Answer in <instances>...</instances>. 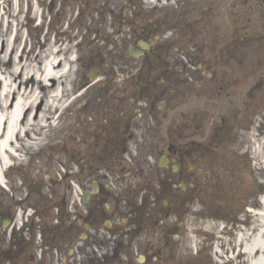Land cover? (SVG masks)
Wrapping results in <instances>:
<instances>
[{
    "label": "flooded vegetation",
    "instance_id": "1",
    "mask_svg": "<svg viewBox=\"0 0 264 264\" xmlns=\"http://www.w3.org/2000/svg\"><path fill=\"white\" fill-rule=\"evenodd\" d=\"M181 9L179 6L178 10ZM168 16L142 14L136 17L137 25L134 27L132 20V27L123 34L122 29L117 28L118 36L110 57L122 59L126 56L130 60L119 65L124 75L103 72L96 80L98 93L94 92L95 82H89L87 70L97 67L95 71L102 72L103 46L99 44L97 49H90L80 56L78 61L83 72L80 89L84 88L85 92L73 104L71 112L78 114L70 124V130L63 135L67 139L65 144L76 149L69 155V164L75 165L76 170L72 171L71 167L59 180L49 178L45 188L41 177H33L27 182L21 171L3 173L0 183V264H116L121 254H124L125 264H158L162 262L165 250L168 251L167 264L175 261L176 257L172 258L175 246L170 247L167 237L171 231H179V222L171 223L169 216L173 214L178 219L186 211L188 202L198 195L202 183L197 180L203 172L191 164L196 160L204 161L208 153L216 156L211 149L217 144L210 142L207 146L210 149L200 154L199 148H194L193 134L178 136L180 142L167 140V114L160 106L164 104L166 109L169 108L168 102L178 95L171 89L176 84L173 80L175 72L170 69L180 68L181 64L171 60L170 45L166 41L145 48L137 41L157 36L167 29L163 28L165 25H182L187 15L183 10L179 11L178 22L170 21ZM98 26L93 29L96 35L101 34ZM182 31L175 28L173 34L180 35ZM130 48L138 50V57L129 56V52H134ZM116 92L119 96H111ZM194 121V117L190 120L182 118L181 129H194ZM72 130L76 134L70 135ZM105 136L109 144L125 145L131 139L135 147L131 166L117 176L120 190L114 196L102 189L94 192L89 185L88 164L100 158L92 155L89 149L103 143ZM187 146H191L189 151L185 150ZM163 153L168 155L164 157ZM142 158H148L151 164L143 165ZM66 179H73L70 182L76 187L74 194L79 193L77 201L72 197V190L65 187ZM87 190L92 192L84 204L83 193ZM12 191L18 195L16 198L11 199L9 192ZM108 200L113 205L107 209ZM14 206L24 208V220L19 225L10 220ZM107 216H117L113 225L115 232L122 228L121 216L129 217V225L122 234L124 243L119 240L121 236L107 240L102 227ZM157 228L159 230L152 235ZM144 232H150L151 236L144 237ZM141 234L143 246L140 249L137 245L134 247L136 256H145L143 260L137 259L131 250L134 240Z\"/></svg>",
    "mask_w": 264,
    "mask_h": 264
},
{
    "label": "rangeland",
    "instance_id": "2",
    "mask_svg": "<svg viewBox=\"0 0 264 264\" xmlns=\"http://www.w3.org/2000/svg\"><path fill=\"white\" fill-rule=\"evenodd\" d=\"M18 1L21 3L22 11L20 22L25 26L22 30V35L25 38L24 56L33 50L39 52V42L45 38V27L50 19V26L53 31L58 33L56 37L53 36V32L49 34L48 45L46 49H41L40 54L44 58V54L52 49L57 50L59 47L55 55L60 58L61 65L63 61H66L65 54L70 57L71 54L76 53L73 45L70 47L71 51H66L67 38L73 37L71 41L76 45L81 43L78 40H81L85 35L91 10L104 8V10H100L101 14L105 13L104 17L107 18L103 28L105 24L109 26L111 21L107 11L115 13L119 7L123 8V23L124 19L130 22L133 19L134 27L138 23L137 18L130 13L129 5H124L121 0H83L81 2L79 0H52L51 3L49 0ZM173 1L176 0H171L164 5L165 0H153L149 3L137 0V5L139 10L151 7V9L162 12L160 15H164L170 11L169 9H175ZM181 2L183 1H180L178 6ZM185 2V13L188 17H193V20L189 21L192 23L191 25L184 27L186 38L179 36L178 39L182 37V40L170 42L183 50L184 53H177L174 57L175 60L181 61L182 66L170 70L175 72L173 80L176 87L172 89L176 90L178 95L168 102L169 108L165 111L167 114L165 118L168 131L167 140L172 143L177 141V137L180 135L193 134L194 148L201 149L200 154L210 149L206 147L210 142L217 144L211 149V152L217 156L216 158L208 153L206 154L207 158H203L204 162L195 161L197 168H203L206 171L203 175L201 173L197 180L198 183H202L199 198L203 205L210 208L214 203H217V206L221 205L222 208H218L219 213L216 211V214L213 215L228 217L233 220V224L225 221L211 222L209 219L211 213L209 212L206 214L202 212L201 216L186 215L184 219V225L187 226L184 237L186 244L181 242L178 245V254L186 257L187 254L189 255L195 250L187 244V242L190 243L187 240L190 236L194 239L192 243H196V247L204 239L212 243L209 249L211 255L205 258V252L198 254L197 257H201V259L199 258L196 264H237L231 259L237 251L238 235L256 218L255 212L261 209L260 198L264 195V160H260L259 165L256 162L258 149L264 155V151H262L264 148V0H185ZM16 3L17 0L7 1L6 11L9 13L10 7L15 6ZM28 4L34 6L37 13H42L41 26L36 24L32 14L29 13ZM79 8L83 9V12L76 18L75 12ZM143 11L145 12V10ZM177 14L172 17L168 16L167 19L178 22ZM114 16L116 17L117 14ZM91 18L98 17L92 16ZM128 21L126 23H129ZM69 24L72 30L68 28ZM66 31L68 33L64 34ZM69 34L73 35L68 36ZM115 36V32L109 35L105 29L100 38L109 40V37L114 39ZM167 36V38H161L167 41L173 38L171 34H167ZM89 37L91 42L90 38H87L86 43L83 44L82 55L90 49H97L96 44L103 42L101 39L92 40V34ZM75 38L77 39L75 40ZM186 39L189 41L186 42ZM101 53L105 55L103 51ZM182 55L184 58L181 57ZM7 60L6 57L2 63L6 64ZM116 62H114L115 65ZM197 63H201V67H198ZM114 64H110V66H114ZM71 66L73 72L70 71L67 77L55 79L58 81L57 85L60 90L62 88L64 91L66 88L67 91L70 90V83L67 84L68 78L74 80L78 75V64L72 63ZM4 68L10 70L8 67ZM58 70L60 69L58 68ZM61 72L59 75L64 74L65 76L67 73L65 71L61 74ZM115 74L121 73L117 71ZM184 81L188 84L185 85ZM95 88L94 92L98 93V86ZM42 93L44 94L45 91L42 90ZM111 96L116 98L119 95L116 92ZM67 99L63 100L62 104H65ZM46 103V97L42 98L40 103L37 101V114L45 108ZM77 114L74 111L70 112L71 116L66 117L65 120L61 116L60 124L65 125L69 124V121H75ZM192 117L195 118L194 129L183 131L180 124L182 118L190 120ZM218 117H221L222 121L232 124L231 128L221 131L220 124L216 122ZM38 122L39 120L35 121V123ZM50 127V125L43 127L41 131L43 136L38 150L34 146H30V143L21 149L20 152L24 155L23 162L18 164L21 168H17L25 174L27 182L33 180V177H41L43 188L48 186L44 174H50L51 178H55L57 173L61 174L64 168H70L72 165L69 164V155L76 151L75 148L69 149L63 144V131L55 134V137L60 135V139L57 140L58 144L51 142L54 132H45ZM220 131L225 135L221 136ZM74 133L76 131L72 130L70 135ZM33 136L34 132L29 131L27 140L32 139ZM106 143L107 140H104L102 146L101 143H98L90 147L89 151L94 152V156L100 158L97 159L98 161L95 160L88 164L91 172L92 169L96 170L93 171L91 180L97 179L100 184L104 185H108L111 181V179H105L107 174L114 175L118 171L117 156L122 158L116 143L114 146H109L110 144ZM200 145L203 147L201 148ZM78 147L80 148V146ZM190 149L191 146L185 148L187 151ZM110 159L112 160L110 161ZM112 182L114 186H111L112 190H108L110 194L119 191L114 180ZM15 190L17 189L15 188ZM11 193L13 195H11V199L17 196L14 191ZM126 195L130 197L129 193ZM108 203L113 205L111 202ZM244 206H248L253 211L245 210ZM205 217L208 220H205ZM179 221L181 220L179 219ZM123 223H128L127 218ZM121 230L124 231V228ZM212 232L214 233L213 241L210 242L208 238ZM145 234L144 237L151 236L149 232ZM137 242L139 246H143L142 240L138 239ZM214 245H216L217 253L213 250ZM184 252L187 254L184 255Z\"/></svg>",
    "mask_w": 264,
    "mask_h": 264
},
{
    "label": "bare ground",
    "instance_id": "3",
    "mask_svg": "<svg viewBox=\"0 0 264 264\" xmlns=\"http://www.w3.org/2000/svg\"><path fill=\"white\" fill-rule=\"evenodd\" d=\"M10 11V16L7 15L6 10L0 14V53H2L0 63L6 56L12 57L13 60L11 70L2 68L0 64V81L2 82H0V182L3 181V168L17 155L18 144H29L27 143L28 132L33 131L35 136L31 140L35 144L30 146L38 149L43 136L41 134L43 127L50 125V129L45 130V132L49 131L50 133L57 129L58 121L54 117V110L64 106L62 104L63 98L69 97V94L76 90L73 81L69 82L70 90L67 91V88L65 91L63 88L60 90L57 85L58 81L55 80L61 77L65 78L62 72H68L67 63H71L72 59H69V62L64 61L65 63L63 62L61 65L60 58L55 55L57 54L56 49L47 54L46 58H43L35 50L24 56L21 48L23 25L20 22L19 2L18 7H12ZM33 14L34 17L37 15L36 10ZM10 17L12 19H9ZM64 59L66 58L64 57ZM59 72L62 75H59ZM21 76L23 79L20 81L19 77ZM30 83H34V85H30ZM39 88L45 93L37 92ZM14 92H17V95L12 108L8 110L5 97ZM80 95L82 94L78 96ZM44 97L47 100L45 108L37 114L36 103L37 101L40 103ZM77 99L72 98L68 106H72ZM37 120L39 122L35 123ZM128 153L130 155V150ZM260 160H264V155L258 149L256 161L258 165ZM260 204L261 209L255 212L254 221L250 226L241 230L238 235L237 251L231 259L237 264H264V195L260 198Z\"/></svg>",
    "mask_w": 264,
    "mask_h": 264
}]
</instances>
